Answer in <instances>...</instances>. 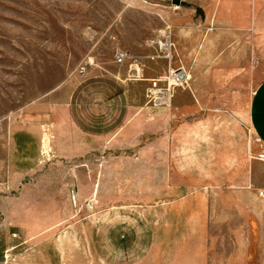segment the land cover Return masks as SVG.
Returning a JSON list of instances; mask_svg holds the SVG:
<instances>
[{"label":"rangeland","instance_id":"rangeland-1","mask_svg":"<svg viewBox=\"0 0 264 264\" xmlns=\"http://www.w3.org/2000/svg\"><path fill=\"white\" fill-rule=\"evenodd\" d=\"M179 69L187 83L156 106ZM262 81L264 0H0V264H264V146L248 122ZM193 87L228 107V132L225 118L202 131L200 152H182L195 143L176 122L163 137L121 132L136 119L108 132L107 115L168 110ZM82 129L100 145L77 154ZM171 203L203 206L206 236L170 247Z\"/></svg>","mask_w":264,"mask_h":264},{"label":"crops","instance_id":"crops-1","mask_svg":"<svg viewBox=\"0 0 264 264\" xmlns=\"http://www.w3.org/2000/svg\"><path fill=\"white\" fill-rule=\"evenodd\" d=\"M197 89L198 88H194V87L191 88V93L193 94L192 96L188 92L179 90L177 92V96L174 97V99L172 100L171 108L168 110H164V111L158 110L155 112V114H154V111H152L151 109L145 110L146 108H143L142 111L136 114L132 112H128V110H125V112H122L123 116L115 114L113 116L114 118H110L111 115H107L109 117L108 118L109 123L107 126L108 132H109V129L113 127L116 119L118 120L122 119L125 122H128V121L131 122L130 120L136 119L135 120L136 124H134V126L136 125L135 128H133L131 131H128L125 128H123L124 130L122 129L121 132L122 131L123 133L126 132L125 135H133L137 137L138 136L142 137L148 134L153 135L154 133L157 132L158 135L160 134V136L163 137L162 133L164 131H167L168 128H172V126H174L173 124L176 122L177 125L178 123H180L178 128H176L178 132L177 135L182 136L184 134H187V136L189 137V143L191 142L195 143L193 149L185 150V148L184 149L181 148L182 152L184 153L185 152L186 153L200 152L203 149V147H201L202 145H198L196 143V138L200 136L202 131L208 132L212 128L216 127L217 121L220 122L222 118H225L224 128H225V131L228 132L227 119L229 118H226L228 114V107L223 108L222 104H220L219 107H213V105H216V103L221 102V100H217V99L214 100V98L212 97L209 98V96L204 97L200 95ZM112 104L113 103H110L109 106H111ZM126 107L128 109V106ZM127 113H129L130 115H127ZM149 116L152 117L150 119H155V123H150ZM248 122L251 128V131L253 132V135L264 146V81H262L256 87L254 94L250 99L249 107H248ZM124 124L126 123H123V125ZM220 125L221 127H223V123H220ZM115 130H118V129H115ZM115 130L114 132H116ZM169 130L172 133L174 129L172 130L169 129ZM132 131H137V134H133ZM112 133H113V130L110 131V133L108 134V137L109 138L111 137L112 141L116 142L117 135H112ZM24 135H28V133L24 132ZM119 135H123V134H119ZM126 137H129V136H126ZM77 138H78L77 143H76L77 154H84L86 152L96 150V148L100 145L99 141H100L101 135L97 133L96 134L93 133L92 135L85 136V134L83 133V129H82L80 130V133H77ZM181 146L186 147V145H181ZM197 146H200V147L198 148ZM166 147H167L168 152L174 151V148H175L174 146H171V144H169V146L167 145ZM163 149L165 150L166 148L164 147ZM235 149H236L237 154L239 153V151H240V154L241 153L243 154V149L241 148V146L236 145ZM221 151L229 153V145L227 144L224 150L223 148H221ZM241 157L242 156H240V158ZM236 159H239V155L236 157ZM183 164L185 165L189 164V167H186V168L193 167L192 163L190 162L189 163L185 162ZM48 182L50 183V180ZM96 183H99V179L95 181L93 180V184H96ZM13 185L16 187L17 183ZM13 185H12V189L14 187ZM23 186L24 185H22V188L18 190L25 191L28 188V187L26 188ZM16 188H18V185ZM95 191L96 190H94V193ZM186 196L183 199L178 198L177 201H180V200L187 201V199H189L188 198L189 195L186 194ZM158 200H161V197L160 198L158 197ZM183 201L180 202L182 203V206H183ZM172 203L170 204V210H169V212L172 214L171 215L172 219L169 222L168 230L165 227V225L162 226V224H160L159 226V223H158V228H160L163 231L167 230L166 239L169 240L167 242L172 243L170 247L178 248V245L176 243L179 240L187 239L186 241H188L191 239L189 237H194L195 235H199V239L201 237L203 238L204 236H206L205 233H206L207 213L203 206L199 210L193 211V209L191 208H193L194 204L188 205V203H186L184 208H181L180 210L177 211L176 208L172 209L173 208L171 207ZM159 211L160 210L158 208V212ZM163 213H165V210H163ZM162 222H165V220H163ZM161 235H165V234H160V237ZM162 238L165 239V236H162ZM203 241L204 240H202V243ZM203 246L202 248L205 249V246L204 247ZM158 247L160 248L159 245ZM166 248H169V245H167ZM173 256H174V259H172L170 264H173L174 260L180 259L179 256H177L176 254L175 255L173 254ZM189 257H192V259H190L187 262L188 264H199L197 263L198 260L203 262L202 264L206 263V253L204 252L201 254V256H199L198 254H191V256Z\"/></svg>","mask_w":264,"mask_h":264},{"label":"built area","instance_id":"built-area-1","mask_svg":"<svg viewBox=\"0 0 264 264\" xmlns=\"http://www.w3.org/2000/svg\"><path fill=\"white\" fill-rule=\"evenodd\" d=\"M158 42L159 41H157L158 47H161ZM165 44H168V43H165ZM161 48H164V47H161ZM171 48L172 47H170V45L168 47V50L166 48H164V51L167 52V55L166 56L160 55V56L164 57V58H168V59L170 58L171 59V56H170ZM114 56H115L114 60H115L116 64H123L130 57L126 51H123L121 49H118L115 52ZM151 60H154V58H151ZM181 72L183 73V75H182L183 79L178 80L176 82H171L170 81L171 74H178V73H181ZM161 80H164V81L167 82V87L164 90H160V89H156L155 90V94L158 95V96L154 98V103H155L156 106L164 108V107L169 106V104L171 102V99H172L171 92H172V89H173L172 87L173 86H175V87L183 86L184 84H186L187 80H188V76H187V74L185 73V71L183 69H179V70H176V71L171 70L169 72L168 76L166 78H161Z\"/></svg>","mask_w":264,"mask_h":264},{"label":"bare ground","instance_id":"bare-ground-1","mask_svg":"<svg viewBox=\"0 0 264 264\" xmlns=\"http://www.w3.org/2000/svg\"><path fill=\"white\" fill-rule=\"evenodd\" d=\"M160 46L161 47H164V48H166L167 50H168V47H169V45L168 44H160ZM183 73L181 72V73H178V74H171V76H170V81L171 82H176V81H178V80H181V79H183ZM44 140H46V139H44ZM44 145V144H43ZM45 146V145H44ZM44 148H46V147H44Z\"/></svg>","mask_w":264,"mask_h":264},{"label":"water","instance_id":"water-1","mask_svg":"<svg viewBox=\"0 0 264 264\" xmlns=\"http://www.w3.org/2000/svg\"><path fill=\"white\" fill-rule=\"evenodd\" d=\"M176 4H178V1H176Z\"/></svg>","mask_w":264,"mask_h":264}]
</instances>
